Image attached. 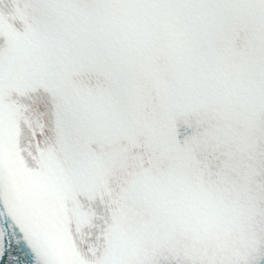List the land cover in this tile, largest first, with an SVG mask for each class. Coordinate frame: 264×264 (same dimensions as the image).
Masks as SVG:
<instances>
[{
	"label": "snow or ice",
	"instance_id": "obj_1",
	"mask_svg": "<svg viewBox=\"0 0 264 264\" xmlns=\"http://www.w3.org/2000/svg\"><path fill=\"white\" fill-rule=\"evenodd\" d=\"M0 264H264V0H0Z\"/></svg>",
	"mask_w": 264,
	"mask_h": 264
}]
</instances>
